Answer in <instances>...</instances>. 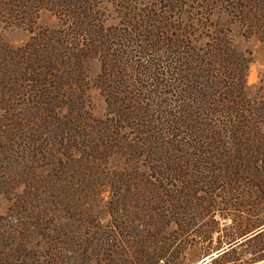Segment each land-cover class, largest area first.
I'll return each instance as SVG.
<instances>
[{"label": "trees", "instance_id": "1", "mask_svg": "<svg viewBox=\"0 0 264 264\" xmlns=\"http://www.w3.org/2000/svg\"><path fill=\"white\" fill-rule=\"evenodd\" d=\"M214 1L227 4L223 13L241 34L228 39L216 25L207 44L186 53L176 52L184 36L161 42L164 58L173 57L168 81L158 65L146 70L156 102L167 98L164 126L187 134V145L178 136L166 145L159 136L86 134L81 92L64 85L79 65L60 73L50 50H39L44 40L26 47L0 40V264L33 261L41 238L50 249L45 264H192L222 249L212 247L215 234L229 249L206 264H264V231L251 235L264 226V107L227 77L219 96L228 112L245 102L254 112L232 128L212 119V84L220 82L212 70L237 73L239 62L244 69L252 62L236 53L234 39L258 43L264 57V0ZM192 71L194 82L182 76ZM111 154L121 166L111 168ZM106 190L111 198L97 208ZM221 220L230 221L222 230Z\"/></svg>", "mask_w": 264, "mask_h": 264}, {"label": "rangeland", "instance_id": "2", "mask_svg": "<svg viewBox=\"0 0 264 264\" xmlns=\"http://www.w3.org/2000/svg\"><path fill=\"white\" fill-rule=\"evenodd\" d=\"M1 1L0 40L11 47H26L44 40L38 44L39 50H50L56 71L60 73L73 67L77 72L75 66L79 65L77 77L64 85L66 89H76V92L79 89L81 92L82 106L90 120L85 125L86 134H122L127 142L149 135L159 136L162 144L166 145L176 142V136L177 142L188 144L185 141L187 134H172L164 126L167 111L162 109L160 102H165L167 98L161 97L156 102L154 91L157 88L150 87L155 84L152 82L154 78H147V68L158 65L157 73L163 74L164 80L169 79L170 74L165 75L164 69L172 63L173 57H168V60L164 58V45L161 42L170 46V40L184 36L185 40L181 38L185 43L182 46L184 49L178 47L176 52L186 53L188 48L197 50L203 42L207 44L212 39H209L211 35L214 36L216 25L220 26L228 39L240 33L223 13L227 4L214 0ZM9 6L15 8L9 9ZM29 7L35 8L31 11ZM233 46L242 59L251 58L252 62L245 69L239 62L237 73L222 72L219 68L215 74V69L212 70V79L220 81L218 85L212 84V105L217 115L212 119H224L227 128L236 126L239 116L254 112L247 109L246 102L241 108L233 107L231 113L228 112L226 104L223 105V96H219L225 93L222 82L227 77L233 76L240 86H244L251 105L264 107V57L259 44L240 37L234 39ZM164 55L167 57L166 53ZM50 60L53 61L52 58ZM64 61L67 62L66 66H62ZM182 76L194 82L196 75L192 71ZM111 91L116 94L114 99L111 98ZM174 97L170 100L174 101ZM109 104H113V109ZM124 107H128V110L125 111ZM260 134L264 135V131ZM239 135L257 134L243 131ZM236 150L234 148L232 151ZM110 160L113 161L111 168L114 164L119 167L124 162L112 154ZM110 198L111 194L106 190L103 201L98 202L96 207H103ZM91 200L86 202L92 209ZM229 223L221 220L219 229L222 230ZM217 237L218 234L213 235L212 247L219 242L221 250L227 248L224 244L226 240L218 241ZM41 241L34 244L32 250L37 259L27 264L46 263L50 249H46ZM203 260L196 255L192 264H201Z\"/></svg>", "mask_w": 264, "mask_h": 264}, {"label": "water", "instance_id": "3", "mask_svg": "<svg viewBox=\"0 0 264 264\" xmlns=\"http://www.w3.org/2000/svg\"><path fill=\"white\" fill-rule=\"evenodd\" d=\"M263 231H264V227L261 228V229H260L259 231H257L256 233L252 234V236H255V235H257V234H259V233H261V232H263ZM249 238H250V237H249ZM247 239H248V238H247ZM228 249H229V248L227 247V248H225V249H223V250H220V251H218V252L212 254L209 258L204 259L203 261H201V264H206V263L209 262L211 259H214V258L218 257L219 255L223 254L224 252L228 251Z\"/></svg>", "mask_w": 264, "mask_h": 264}]
</instances>
